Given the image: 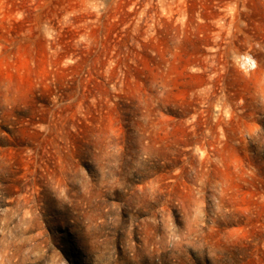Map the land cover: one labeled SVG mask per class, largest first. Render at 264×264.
Masks as SVG:
<instances>
[{
  "label": "rangeland",
  "instance_id": "obj_1",
  "mask_svg": "<svg viewBox=\"0 0 264 264\" xmlns=\"http://www.w3.org/2000/svg\"><path fill=\"white\" fill-rule=\"evenodd\" d=\"M0 264H264V0H0Z\"/></svg>",
  "mask_w": 264,
  "mask_h": 264
}]
</instances>
